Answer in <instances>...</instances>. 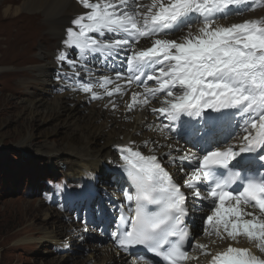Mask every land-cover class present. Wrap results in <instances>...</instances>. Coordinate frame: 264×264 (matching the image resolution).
<instances>
[{"label":"snow or ice","instance_id":"1","mask_svg":"<svg viewBox=\"0 0 264 264\" xmlns=\"http://www.w3.org/2000/svg\"><path fill=\"white\" fill-rule=\"evenodd\" d=\"M261 0H79L85 13L71 21L75 27L67 29L64 44L85 53H100L124 57L131 74L126 83L143 84L144 91L131 94L129 109L137 104H150V97L163 96L161 107L154 113L167 117L164 125L169 132L181 121V116L200 118L202 123L183 122L185 133L194 146H201L203 155L186 153L181 160L196 164L184 186L193 189V195L210 201L205 218V232L221 239L238 243L244 237L258 249L257 255L249 247L229 244L222 251L211 254L210 264H264V176L241 175L231 168L242 153L252 152L257 146L264 151V20L246 19L242 22L220 25L218 16L227 17L248 10L249 4ZM200 18L196 34L192 21ZM187 27V34L177 39L161 38L169 32ZM115 38L97 39L94 34ZM142 39H150L148 47H137ZM66 59L65 53L59 56ZM68 64L75 67V62ZM79 76V73H73ZM122 74L116 73L120 79ZM154 81L148 87L142 80ZM109 85H112L109 88ZM98 87L108 97L120 93L122 87L109 76L100 78ZM81 88L99 99L92 83ZM115 107V105H113ZM235 109L243 115L246 133L243 145L211 147L217 123L226 118L225 110ZM218 113L206 116V111ZM122 154L128 177L135 191H125L127 201L135 204L130 220L123 213L120 220L129 223L123 234H114L121 247L142 245L147 253L161 258L166 264H184L189 259L185 242L190 232L184 227L186 195L175 183L156 155H143L127 148ZM170 162L174 157H170ZM264 159V157H261ZM264 167V165H262ZM217 169L229 170L227 175ZM243 181L239 189L232 185ZM206 185L201 194L198 183ZM149 205H155L152 211ZM205 254L207 245L196 244ZM133 264H140L134 261ZM144 264H153L145 259Z\"/></svg>","mask_w":264,"mask_h":264},{"label":"bare ground","instance_id":"2","mask_svg":"<svg viewBox=\"0 0 264 264\" xmlns=\"http://www.w3.org/2000/svg\"><path fill=\"white\" fill-rule=\"evenodd\" d=\"M86 11L88 10L83 8L79 0H0V52H2L0 75L9 74L17 77L20 75L19 84L25 90V95L20 99L18 114L23 119V125H20L16 132L22 135L23 139L35 142L43 149L46 148L47 152L53 153L52 156L64 152L75 157L74 164L77 169L73 167L70 176H75L76 181H80V178L97 177L94 182L95 187L97 185L98 188L100 181L99 188L103 186L107 193V195L101 193L104 203L101 211L105 207L107 209V206L118 210V204L124 205L127 201L124 196V192L128 190L127 183L119 172L125 163L121 158L122 154L128 155L124 150L130 147L145 156L156 155L174 182L181 185L189 202L193 251L192 261L187 264H210L211 254L226 249L229 244L249 247L257 255H261L258 249L244 237H240L238 243H234L228 238L221 239L215 234L209 235L205 232V218L209 212L210 201L194 196L193 189L184 186V181L188 179L196 165L190 160L180 159L189 152L201 155V151L192 145L184 146L181 138H178L173 131L169 132L164 128V125L169 123L167 117L151 110L161 107L162 95L150 97V104L147 106L137 104L131 109L128 108L132 92H143L144 86L137 82L131 85L126 83L128 75L124 57L127 52H121L115 57H105L100 53H85L81 56L79 49L68 48L64 44L67 29L75 27L71 21ZM258 16L257 12L238 17L218 16L216 23L230 25L246 19H256ZM200 25V18L195 17L192 21L194 34L197 33ZM187 31L185 27L182 30L169 32L161 38L179 40L187 34ZM94 35L101 40L115 38L111 33L105 36ZM150 45V39H142L137 47ZM10 53L17 55L9 59ZM61 53L66 55L64 61L59 59ZM69 60L74 61L76 66L71 67L68 64ZM30 63L34 64L32 71L22 73L20 67ZM11 64L15 66L10 71L8 65ZM117 72L122 74L120 79L116 78ZM73 73H79V76H74ZM103 76H109L115 83L120 84L122 91L111 97L105 95L103 89L98 87ZM32 82L36 88L34 90L31 89ZM83 83H92L94 89L100 93V98L92 99L90 93L84 92L81 88ZM146 84L148 87L155 86L154 81H148ZM111 87L112 85H109V88ZM47 88L54 92L52 99L44 97L40 92ZM234 111L235 109H231L229 113ZM235 115L239 120L235 122L238 125L233 124L237 126V133L229 138L226 145H241L242 137L246 135L243 128L247 126L245 125L247 115L240 112ZM187 117L182 115L180 122L185 121ZM42 124H48L46 126L48 128L36 132ZM62 127L70 130L61 136V143L57 144L54 140L52 145L47 144L50 136L59 134ZM6 130L5 128L3 134ZM170 157L175 159L170 162ZM113 166H115L113 170L109 169ZM113 171L116 176L111 173ZM95 172L97 174L93 175ZM106 180L109 182L103 184ZM197 183L202 196L206 195L204 183ZM88 184L92 185L91 182ZM43 200L40 203L42 205L46 204V199ZM91 207L93 208V205ZM52 209L49 207L46 215L52 214ZM75 210L77 214H82L78 207ZM55 214L61 220L60 227L44 231L45 234L41 237L44 242L63 244L69 251L74 250V245L80 247L85 244L83 239L90 238L89 235L87 236L90 228L87 223L71 221L68 212L57 210ZM107 219L109 215L105 213L102 220L92 221V224L95 226L98 224L103 228L109 222L106 221ZM90 233L93 234L94 231L91 230ZM91 237L96 242L85 244V247H89V252L75 264H93L96 251L104 255L101 264H133L137 261L135 257L117 249L110 236H101L99 239ZM36 238L28 237L21 241L26 242ZM198 243L207 245L206 251L210 254H205V251L196 247ZM77 246L74 253L79 249ZM71 253L64 255L56 264H66L68 261L66 258L71 256ZM140 264L144 263L140 262Z\"/></svg>","mask_w":264,"mask_h":264},{"label":"rangeland","instance_id":"3","mask_svg":"<svg viewBox=\"0 0 264 264\" xmlns=\"http://www.w3.org/2000/svg\"><path fill=\"white\" fill-rule=\"evenodd\" d=\"M247 7L246 11H238L228 16L238 17L257 12L259 13L257 18L264 20V0L258 4H249ZM1 54L2 52H0V56ZM15 55L17 54L10 53L9 59ZM32 65L34 64L21 66L22 73L32 71L34 68ZM8 66L11 71L15 65ZM19 79L20 75L18 77L9 74L0 75V264H56L69 252H72V255L66 256V260H68L66 264H75L83 258V255L88 254L89 247H85V244L96 242L91 236L98 239L101 237L99 230L102 228L98 224L95 227L89 222L84 209L80 211L82 214H77L75 209L69 207L62 209L60 203L49 202L45 196L50 192V189L44 187L46 182L61 188H65L70 182L68 176L71 177L72 168H76L75 157L64 152L52 156L53 153L47 152L46 148L43 149L35 142L23 139L24 137L16 132L23 125V119L18 114L20 99L25 95V90L19 84ZM31 86L32 90L36 89L33 82ZM40 92L48 99H52L54 94L49 88L40 90ZM47 125H40L36 132L45 131L48 128ZM5 128L7 130L3 134ZM68 130L70 129L62 127L59 134L50 136L47 144L52 145L54 140L60 144L61 136ZM114 167L108 168L113 170ZM96 172L93 175L101 173L100 171ZM111 173L116 176L114 171ZM100 188L102 189L101 193L107 195L105 188L103 186ZM99 197L92 203L93 210L98 211L99 208L96 209V207H101L102 203ZM44 198L46 204L42 205L40 203ZM49 207L53 208L52 214L46 215ZM57 210L63 211V213L68 212V217L76 223H85L88 220L87 224L90 228L87 236L89 235L90 238L82 240L85 244L80 247L74 245V250L68 251L63 244L44 242L41 239L45 234L44 231L59 229L61 220L56 217ZM91 230L94 231L93 234L90 233ZM28 237L37 238L26 242L21 241ZM76 246L79 249L74 253ZM96 253L92 262L101 264L104 255L98 251Z\"/></svg>","mask_w":264,"mask_h":264}]
</instances>
